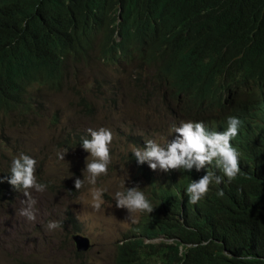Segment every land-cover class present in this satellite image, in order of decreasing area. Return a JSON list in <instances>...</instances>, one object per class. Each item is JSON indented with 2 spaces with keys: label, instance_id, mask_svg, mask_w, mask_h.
Returning <instances> with one entry per match:
<instances>
[{
  "label": "trees",
  "instance_id": "trees-1",
  "mask_svg": "<svg viewBox=\"0 0 264 264\" xmlns=\"http://www.w3.org/2000/svg\"><path fill=\"white\" fill-rule=\"evenodd\" d=\"M132 64L125 99L159 96L207 130L239 118L231 144L241 170L229 181L213 161L155 184L146 196L154 211L144 212L114 264H264V0H0L1 124L11 119L21 130L41 115L42 91L62 92L86 70L95 91L116 103L121 82L104 70ZM94 105L81 97L84 113ZM206 171L222 182L193 204L187 186ZM22 191L0 183L1 202ZM161 237L174 242H146Z\"/></svg>",
  "mask_w": 264,
  "mask_h": 264
},
{
  "label": "rangeland",
  "instance_id": "rangeland-1",
  "mask_svg": "<svg viewBox=\"0 0 264 264\" xmlns=\"http://www.w3.org/2000/svg\"><path fill=\"white\" fill-rule=\"evenodd\" d=\"M135 64L126 66L120 73L116 68L104 70L105 77L120 80L118 92L123 96L116 104L101 97L95 100L94 111L84 113L80 106V90H89L91 84L88 70L76 80L68 83L62 92L42 91L41 115L30 117L27 124L14 129L11 119L0 123V174L11 168L12 161L21 153L37 160V182L45 184L43 192L29 190L36 200L34 221L21 216L25 207L22 194H9L0 201V264H114L123 245L126 234L136 231L145 213H135L137 223L126 219L127 209L116 207L115 194L127 188L145 189L138 173L136 157L130 156L137 148L130 136L140 130L151 133L176 118V108L158 98L152 102L143 98L140 103L131 102L130 76ZM103 70V69H101ZM140 95L138 90L134 91ZM125 97V98H124ZM109 101V100H108ZM168 106V109H167ZM104 127L112 131L109 145L111 163L106 175L97 177L96 184H89L86 159L93 157L82 147L81 139H91L88 129ZM71 137L69 143L66 140ZM58 153H66L60 160ZM76 177L84 179V186L76 190ZM102 191V205L99 211L92 207V190ZM73 217L79 223L80 231H73ZM50 221H57L60 227L49 230ZM80 234L89 242L78 245L73 236ZM166 241L163 238L147 240V243ZM77 249H80L76 254Z\"/></svg>",
  "mask_w": 264,
  "mask_h": 264
},
{
  "label": "clouds",
  "instance_id": "clouds-1",
  "mask_svg": "<svg viewBox=\"0 0 264 264\" xmlns=\"http://www.w3.org/2000/svg\"><path fill=\"white\" fill-rule=\"evenodd\" d=\"M94 89L80 90L79 100L81 97H87L96 102L99 96L103 95L106 102L114 104V97L108 94H102L95 91L96 84L94 79L90 78ZM95 92V98L89 92ZM1 123V112H0ZM228 127L224 131L207 130L204 123L187 121L185 122L181 117L176 115V118L164 125L160 132L155 131L151 133H144L138 130L130 136L132 143L137 146L134 148L130 156L135 155L136 164L138 167L139 176L142 177L141 181L145 185V189L140 187L127 188L124 192H117L115 194L116 207L120 209H127L130 215L126 218L132 223H137L135 213H152L154 211L151 202L146 196L152 190H155V184H166L169 182V177L175 174L179 179L186 177V170L191 171L193 168L197 172L206 169V166L211 165L215 161V165L220 169L224 176L232 181L240 172L239 156L240 153L235 147L232 146L231 140L238 135L241 121L239 118L230 116L228 118ZM1 131V127H0ZM88 133L91 139H82V147L85 151L89 152L93 159L89 162L86 159V170L88 173L87 179L89 184L95 185L97 177L106 175L108 172V165L111 163L109 145L113 140V133L111 130L101 127L98 130L89 128ZM140 139L137 144L135 140ZM66 153H58L60 160L65 159ZM36 165L37 160L29 155L21 153L17 158L12 161L10 169V176L1 177L0 183L7 182L15 189H23V195L26 197L23 203L25 207L20 210V215L27 217V219L34 221L36 215L34 212V205L36 200L33 199L29 190L34 189L36 192H43L46 188L45 184L37 182L36 178ZM146 174L150 175L155 180H148ZM215 181L218 185L222 182V177L216 175L212 171H206L199 180H193L187 186V194L190 197V202L193 204L198 203L208 192L210 185ZM84 179L76 177L74 186L76 190L84 186ZM22 192L20 194H22ZM92 207L99 211L102 201V191L98 189L92 190ZM219 196H223V190L218 192ZM1 201V197H0ZM71 222L76 220L70 217ZM79 226L78 222H75ZM72 224V227L73 225ZM48 229L53 230L60 227L57 221H50ZM80 227V226H79ZM75 233V231L73 229ZM79 232V231H78ZM130 234H126L125 238ZM76 236L82 237L86 241L77 242ZM165 239L164 237H161ZM158 239V238H156ZM73 240L78 244H87L89 240L80 234H75ZM148 241H151L147 239ZM146 240V242H147ZM154 240V239H153ZM164 242L173 243L174 240H167ZM151 243V242H149ZM80 251V249H77ZM82 253V252H79Z\"/></svg>",
  "mask_w": 264,
  "mask_h": 264
},
{
  "label": "water",
  "instance_id": "water-1",
  "mask_svg": "<svg viewBox=\"0 0 264 264\" xmlns=\"http://www.w3.org/2000/svg\"><path fill=\"white\" fill-rule=\"evenodd\" d=\"M75 240L77 241V242H82V241H86V240H84L82 237H80V236H76L75 237Z\"/></svg>",
  "mask_w": 264,
  "mask_h": 264
}]
</instances>
